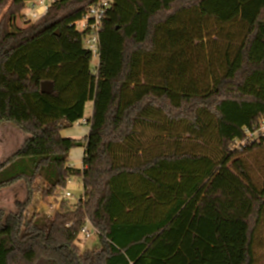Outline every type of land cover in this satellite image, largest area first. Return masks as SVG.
<instances>
[{
  "label": "trees",
  "instance_id": "trees-1",
  "mask_svg": "<svg viewBox=\"0 0 264 264\" xmlns=\"http://www.w3.org/2000/svg\"><path fill=\"white\" fill-rule=\"evenodd\" d=\"M27 1L0 0V126L28 135L0 190L29 196L0 210V264H255L264 181L241 157L264 146L230 147L264 116V0H114L96 71L74 26L96 0H56L34 23ZM88 102L87 137L64 138ZM75 176L76 204L27 219L35 181L45 202ZM87 220L96 250L78 246Z\"/></svg>",
  "mask_w": 264,
  "mask_h": 264
},
{
  "label": "rangeland",
  "instance_id": "rangeland-1",
  "mask_svg": "<svg viewBox=\"0 0 264 264\" xmlns=\"http://www.w3.org/2000/svg\"><path fill=\"white\" fill-rule=\"evenodd\" d=\"M26 11V10H24ZM22 11L23 22L31 21V23L36 22V20H30ZM22 21H19V26L23 25ZM95 60L93 61V63ZM93 111V102H88L85 108V116L86 120H89L92 116ZM10 124V123H4ZM8 126V125H7ZM89 127L86 125L82 126H73L65 131H63L64 138H75L84 140L89 132ZM28 135L21 131L20 129H16L12 134L7 135L6 139H3V136L0 131V146L3 147L2 154L8 155L9 152L20 148ZM10 157V156H9ZM8 157V158H9ZM7 158V159H8ZM69 164L72 167L81 169L83 167V158H84V148L77 147L71 151L69 157ZM246 166L248 167L249 175L251 180L257 187H261L264 181V149L253 150L252 152L244 154L242 157ZM4 159L1 161L2 163L7 160ZM0 162V164H1ZM42 182L40 180L35 181L34 188L35 193L33 195V201L27 209V219L31 218V216L35 212H41L42 214L51 216L54 213V209L58 208L59 202L62 200L59 194H56V198L49 199L48 201H43L41 197V189ZM64 193L70 192L72 194V198L67 199L69 204H76L83 196V182L82 178L79 176L71 177L67 183V186L63 190ZM28 189L25 182L21 181L14 184L11 187L4 188L0 190V210L4 211L5 215L16 213L19 210L18 204H23L28 200ZM51 204V205H49ZM99 239L97 235H94L91 239L87 240V242H78V246L81 250H96L99 248ZM254 255H255V264H264V216L261 221V224L257 231V237L254 245Z\"/></svg>",
  "mask_w": 264,
  "mask_h": 264
},
{
  "label": "built area",
  "instance_id": "built-area-1",
  "mask_svg": "<svg viewBox=\"0 0 264 264\" xmlns=\"http://www.w3.org/2000/svg\"><path fill=\"white\" fill-rule=\"evenodd\" d=\"M55 1L56 0H28L24 9L26 10L24 11V14L30 20H39L45 14H47L50 5ZM113 3L114 0H96L87 9L83 16L74 23L76 29L84 32L85 34L84 47H86L85 49L92 54L93 61L95 60L94 63L92 62L94 71L97 70L99 65L100 31L103 20L105 16H107V12L112 8ZM75 125L77 127L82 125L87 126L88 121L86 119H82L76 122ZM251 145L264 146V116L260 118L255 126L251 128H245V137L243 139L234 140L230 150L241 151L247 146ZM58 194L61 196L62 200L72 198V194H70V192L64 193L63 190H61L58 192ZM94 235H97V231L94 228V225H92L90 221L87 220L79 232L78 241L87 242V240L91 239Z\"/></svg>",
  "mask_w": 264,
  "mask_h": 264
},
{
  "label": "crops",
  "instance_id": "crops-1",
  "mask_svg": "<svg viewBox=\"0 0 264 264\" xmlns=\"http://www.w3.org/2000/svg\"><path fill=\"white\" fill-rule=\"evenodd\" d=\"M85 119V118H84ZM8 125V126H7ZM76 126V125H74ZM88 126V125H87ZM89 127V126H88ZM90 128V127H89ZM17 129L16 126H14L13 124H2L0 126V131H1V134L3 136V139H6V136L7 135H10L12 134L15 130ZM91 129V128H90ZM89 129V130H90ZM67 130V129H66ZM65 131V130H63ZM63 131L61 132V135L64 137L63 135ZM89 133V132H88ZM75 139V138H73ZM19 148L15 149V150H12L11 152L8 153V155H5V154H2L3 152V147L0 146V162L3 161L4 159H7L9 156H11L12 154H14ZM72 151V150H71ZM71 151H70V154H71ZM70 154H69V157H70ZM2 163V162H1ZM71 166V165H70ZM57 208H55L54 210H56ZM55 212V211H54Z\"/></svg>",
  "mask_w": 264,
  "mask_h": 264
},
{
  "label": "water",
  "instance_id": "water-1",
  "mask_svg": "<svg viewBox=\"0 0 264 264\" xmlns=\"http://www.w3.org/2000/svg\"><path fill=\"white\" fill-rule=\"evenodd\" d=\"M53 89V85L50 82H43L41 85L42 93H49Z\"/></svg>",
  "mask_w": 264,
  "mask_h": 264
}]
</instances>
